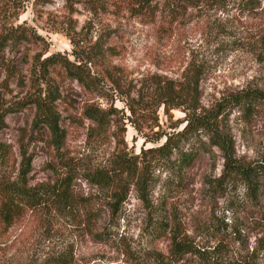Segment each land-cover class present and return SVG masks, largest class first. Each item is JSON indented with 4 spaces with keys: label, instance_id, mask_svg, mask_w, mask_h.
<instances>
[{
    "label": "rangeland",
    "instance_id": "374dc122",
    "mask_svg": "<svg viewBox=\"0 0 264 264\" xmlns=\"http://www.w3.org/2000/svg\"><path fill=\"white\" fill-rule=\"evenodd\" d=\"M246 1L184 0L172 11L166 0H155L152 9L138 12L130 0H0V13L9 10L7 27L18 36L0 53V141L10 148L0 177L14 179L29 171L25 179L30 184L51 181L69 163L76 167L74 192L93 201L87 207L46 204L25 211L6 233L0 232V264H49L48 257L64 250L72 252V264H195L176 260L168 234L153 233V222L177 223L196 241H222L234 254L252 246L264 224V182L251 197L243 179L219 180L224 158L206 137L200 138L204 144L197 140L185 146L198 152L189 167L171 177L162 166L151 170L154 185L146 191L147 202L132 185L113 218L109 192L86 179L89 171L109 167L116 150L112 132L121 133L124 126L125 151L139 154L153 145L147 139L174 130L182 119L183 106L168 112L162 106L156 112L159 126L138 133L123 118L127 93L146 91L155 78L180 79L189 65L199 67L203 107L229 91H264V0ZM92 46L102 47L114 65L113 80L105 65L95 66L101 95L87 93L59 65L52 67L49 84L44 82L39 61L52 53L73 60ZM35 97L50 100L58 114L63 147H54L49 130L35 123ZM87 102L115 108L121 126L111 125L108 136H90L92 124L82 113ZM221 125L233 137L238 162L264 164L263 106L251 116L233 109ZM90 208L96 231L103 233L99 237L89 234L85 224ZM218 228L220 234L211 236Z\"/></svg>",
    "mask_w": 264,
    "mask_h": 264
},
{
    "label": "trees",
    "instance_id": "16d2710c",
    "mask_svg": "<svg viewBox=\"0 0 264 264\" xmlns=\"http://www.w3.org/2000/svg\"><path fill=\"white\" fill-rule=\"evenodd\" d=\"M155 0H130L132 10L141 12L152 9ZM184 0H166L168 7L176 11ZM249 0L246 1L248 3ZM156 7V5L154 6ZM3 9V8H2ZM3 9L0 13V53L11 41H15V35L11 27H7V12ZM261 44H264V27L261 29ZM71 60L66 55L52 53L39 61L38 70L44 82L49 84L52 67L59 65L69 78L79 83L89 94H102L103 83L96 71L98 65H105L110 79L111 65L102 47L92 46L84 55H73ZM202 70L189 65L180 79L155 78L146 91H139L135 96L127 93L128 100L125 102L128 114L125 119L130 122L138 133L143 130H152L159 126L156 112L160 107L168 110L183 106L184 115L173 127L172 131H162L152 139L146 141L153 145L141 149L139 154H129L124 140V126L122 132H112L115 137L116 150L108 168L94 169L87 173L86 179L101 189L109 192V197L114 201L111 205V217L118 212V205L125 201L130 187L134 185L138 192V198L143 202L148 201L146 191L152 190L154 178L151 170L155 166H162L169 173V177L189 167L195 160L198 152L191 146L185 147L189 142L199 141L206 137L209 145L217 147L224 158V169L219 180L243 179L246 182L248 195L255 197L261 183L264 182V164L250 163L241 164L236 158L235 144L231 134L226 131L221 122L228 117L233 109H238L249 116L259 106L264 107V91L257 87H245L222 94L211 106L203 107L200 104L201 91L200 81ZM48 92V96H49ZM54 96V93H52ZM33 103L39 110L35 123L47 128L51 134L52 145L56 148L63 147L65 130L58 126L57 113L51 103L35 97ZM52 102V101H51ZM152 111V113H150ZM117 110L115 108H103L90 102L85 103L83 116L91 122L89 135L103 137L110 134L111 125L118 129ZM3 119L0 121V129ZM122 124V123H120ZM24 154V153H23ZM10 148L5 142L0 141V164L9 160ZM60 160H65L63 156ZM28 165L29 161L24 163ZM23 167V165H22ZM65 171L56 173L51 181H42L30 184L25 175L29 171H22L14 179L0 177V232L6 233L25 211L36 210L42 205H53L61 209L74 206H92L93 201L87 196L74 192L73 184L77 176L76 167L64 163ZM93 208L86 212V226L89 234L99 237L103 233L96 231ZM216 229L211 236L220 234ZM153 233L168 234L170 241V253L176 260L189 259L195 264H264V224H261L255 232V238L251 247L242 253L234 254L226 248L222 241L210 243L196 241L186 230L181 229L177 223H154ZM71 251H60L47 258L49 264H72Z\"/></svg>",
    "mask_w": 264,
    "mask_h": 264
}]
</instances>
